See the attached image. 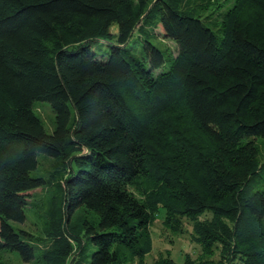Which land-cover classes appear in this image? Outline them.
I'll return each mask as SVG.
<instances>
[{"label": "trees", "instance_id": "trees-1", "mask_svg": "<svg viewBox=\"0 0 264 264\" xmlns=\"http://www.w3.org/2000/svg\"><path fill=\"white\" fill-rule=\"evenodd\" d=\"M232 1L217 24L193 0H0V250L148 264L162 214L218 264H264V0ZM40 154L61 175L36 246L11 223L49 186Z\"/></svg>", "mask_w": 264, "mask_h": 264}, {"label": "rangeland", "instance_id": "rangeland-1", "mask_svg": "<svg viewBox=\"0 0 264 264\" xmlns=\"http://www.w3.org/2000/svg\"><path fill=\"white\" fill-rule=\"evenodd\" d=\"M194 3L200 5L209 15V18L219 24L222 19V13L226 8L232 6V0H193ZM138 33V31H137ZM158 45L167 52L170 56L174 57L177 54L178 46L172 40L162 38L158 35ZM169 65L165 66L168 69ZM34 112L40 118L46 132L52 134L56 129V114L52 106L46 102H36L34 105ZM259 153L264 159V139L258 141ZM39 166L36 171L32 173L34 177L43 178L48 181L49 186L46 192L35 191L30 205L26 209L25 223L12 222L11 225L17 232H27L31 234L34 239L33 242L39 246V239H44V234L48 230L46 223L49 222L47 212L49 205L57 204L60 198V189L52 181L53 176H60L58 173V161L40 154L38 157ZM260 189L264 188V181H261ZM91 219L93 222H98L97 215L92 214ZM89 215V216H90ZM182 232H175L168 229L164 225V218L162 214L158 215L156 221L151 227L153 238V250L146 257L148 264H156L161 259L167 258L169 255L177 264H183L187 257L198 264H218L220 255L216 254L215 257H206L203 248L196 242V235L192 225L183 223ZM26 239L25 237H23ZM40 251L36 249V259L29 263L22 260L17 252L8 250H0V264H38L35 263L40 257Z\"/></svg>", "mask_w": 264, "mask_h": 264}]
</instances>
